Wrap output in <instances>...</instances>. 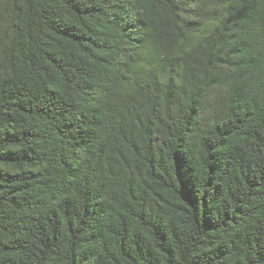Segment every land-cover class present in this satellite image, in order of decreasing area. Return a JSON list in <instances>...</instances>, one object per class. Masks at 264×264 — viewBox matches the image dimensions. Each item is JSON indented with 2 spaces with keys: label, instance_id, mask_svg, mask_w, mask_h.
Returning <instances> with one entry per match:
<instances>
[{
  "label": "trees",
  "instance_id": "16d2710c",
  "mask_svg": "<svg viewBox=\"0 0 264 264\" xmlns=\"http://www.w3.org/2000/svg\"><path fill=\"white\" fill-rule=\"evenodd\" d=\"M0 264H264V0H0Z\"/></svg>",
  "mask_w": 264,
  "mask_h": 264
}]
</instances>
